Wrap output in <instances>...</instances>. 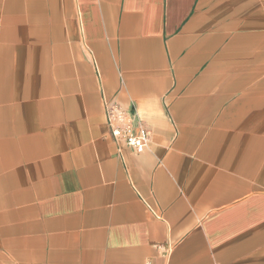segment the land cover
Masks as SVG:
<instances>
[{"label": "crops", "instance_id": "obj_1", "mask_svg": "<svg viewBox=\"0 0 264 264\" xmlns=\"http://www.w3.org/2000/svg\"><path fill=\"white\" fill-rule=\"evenodd\" d=\"M0 264H264V0H0Z\"/></svg>", "mask_w": 264, "mask_h": 264}, {"label": "built area", "instance_id": "obj_2", "mask_svg": "<svg viewBox=\"0 0 264 264\" xmlns=\"http://www.w3.org/2000/svg\"><path fill=\"white\" fill-rule=\"evenodd\" d=\"M102 107L108 132L114 140L122 141L137 153L148 148L149 130L135 108L126 109L117 101L105 98H102Z\"/></svg>", "mask_w": 264, "mask_h": 264}]
</instances>
